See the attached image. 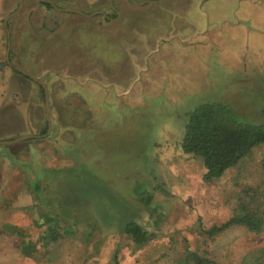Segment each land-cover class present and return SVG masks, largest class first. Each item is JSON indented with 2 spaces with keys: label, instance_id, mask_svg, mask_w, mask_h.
<instances>
[{
  "label": "rangeland",
  "instance_id": "1",
  "mask_svg": "<svg viewBox=\"0 0 264 264\" xmlns=\"http://www.w3.org/2000/svg\"><path fill=\"white\" fill-rule=\"evenodd\" d=\"M33 2L0 0V140L34 136L0 144V264H264V144L206 183L179 145L199 103L264 125V0H54L50 42ZM12 67L49 71L48 132L41 84ZM244 211L261 230L204 233Z\"/></svg>",
  "mask_w": 264,
  "mask_h": 264
},
{
  "label": "trees",
  "instance_id": "2",
  "mask_svg": "<svg viewBox=\"0 0 264 264\" xmlns=\"http://www.w3.org/2000/svg\"><path fill=\"white\" fill-rule=\"evenodd\" d=\"M46 124L42 132L45 131ZM264 144V125L247 124L236 119L232 108L223 102H204L197 104L186 113L180 149L184 153L200 157L203 172L202 182L218 178L227 168L235 165L250 149ZM243 225L251 231L261 230V221L253 212L244 211L232 215L218 226H212L204 233L207 236L222 231L230 225ZM135 245H141L151 237L136 222L127 221L123 228ZM211 264L212 261L186 250L184 263Z\"/></svg>",
  "mask_w": 264,
  "mask_h": 264
},
{
  "label": "flooded vegetation",
  "instance_id": "3",
  "mask_svg": "<svg viewBox=\"0 0 264 264\" xmlns=\"http://www.w3.org/2000/svg\"><path fill=\"white\" fill-rule=\"evenodd\" d=\"M53 1L54 0H34V2H33V4L31 3V5H27V7L28 8H31V10H32V12H31V14L30 15H33V13L35 12V7L33 6L34 5V3H37L41 8H40V11H39V13H40V17H42V19H41V23L38 25V28H40V29H42L41 31L43 32V34L46 36L47 34H48V32L50 33V32H52V31H55L57 28H58V26H59V20L58 21H56V20H54L53 19V21L52 22H46V19H47V17H46V15H47V13H46V10H51L52 9V7H54V5H53ZM121 2H123V1H125V0H120ZM158 0H126V2H130V3H132V4H134V5H136V4H147V3H151V4H155L156 2H157ZM110 2H112V0H110ZM21 3H22V0H21ZM21 3H20V7H21ZM18 4H19V0H17V4H16V7L18 6ZM16 7H15V9H16ZM19 7V8H20ZM18 8V10H20ZM14 9V10H15ZM54 9H55V7H54ZM13 10V11H14ZM17 10V11H18ZM16 11V12H17ZM67 12H73V13H76L78 16H80V17H87L88 15H90V16H92V15H95V14H97V16H102L103 14H101V13H96V12H94V13H91V12H89V13H86V14H83V13H81V12H78V11H75V10H72V9H70V10H66ZM15 12V13H16ZM51 12H49V14H50ZM115 11H111L110 12V14L108 15L109 17L108 18H106L107 20L109 19L110 21H113L112 20V18H114L115 17ZM23 15H24V13H23ZM3 20H4V18H3ZM3 20L1 21V23H3ZM116 20V19H115ZM30 22V20L28 21V23ZM57 24V27L56 26H54V24ZM9 23H8V18H7V20H6V25H4L3 24V27L6 29V27H7V25H8ZM54 26V27H53ZM44 39V36H42V40ZM12 70H14L15 72H17L18 74H22L21 72H19V71H17L16 69H14V67H12ZM48 72L49 71H45L44 73H41L40 75H38V77L37 78H35L36 80H39L40 78H41V82L43 81V79H44V77H46L47 76V74H48ZM28 74V73H27ZM22 75H24V74H22ZM27 77V76H26ZM28 78V77H27ZM41 89H42V87L40 86V92H42L41 91ZM44 96H43V93H42V98H43ZM43 101V100H42ZM44 103V102H43ZM47 111H48V103H47ZM43 112H44V109H43ZM49 116V115H48ZM50 120V119H49ZM49 128H50V126H49ZM45 130H46V128H45Z\"/></svg>",
  "mask_w": 264,
  "mask_h": 264
},
{
  "label": "water",
  "instance_id": "4",
  "mask_svg": "<svg viewBox=\"0 0 264 264\" xmlns=\"http://www.w3.org/2000/svg\"><path fill=\"white\" fill-rule=\"evenodd\" d=\"M20 3H21V0H19L18 6L16 7V9L11 14L15 13L18 10V8L20 7ZM6 20H7V18H4V20H3L4 25H6ZM6 55H7V52H6ZM19 72H21L22 74L26 75L29 78H32L34 81H37L41 84V87L43 89V96H44V115H45V120H46V128H47V132H48L49 126H50V120H49V116H48V112H47V93H46L45 86L42 85L41 78L39 80H36L34 77L30 76L29 74H27L23 71H19ZM33 137L34 136H32V135H23V136H19L15 139H12V140H0V144H8V143H13V142H18V141L30 139Z\"/></svg>",
  "mask_w": 264,
  "mask_h": 264
},
{
  "label": "crops",
  "instance_id": "5",
  "mask_svg": "<svg viewBox=\"0 0 264 264\" xmlns=\"http://www.w3.org/2000/svg\"><path fill=\"white\" fill-rule=\"evenodd\" d=\"M62 25V22L61 23H59V26H58V28L55 30V31H52V32H48V34L46 35V36H44V41H47V42H50V40L51 41H53L54 39H56V35H57V32L59 31V28H60V26ZM86 26L89 28V30H91V29H93V26L91 25V24H89V23H87L86 24ZM67 27H69V26H67ZM71 27V26H70ZM1 63V62H0ZM0 69H1V65H0ZM1 70H0V77H1ZM43 119V118H42ZM42 119L41 120H39V125H40V123H42L43 121H42ZM43 124V123H42ZM41 124V125H42ZM41 128V127H40ZM0 197H1V194H0ZM16 205V204H15Z\"/></svg>",
  "mask_w": 264,
  "mask_h": 264
}]
</instances>
